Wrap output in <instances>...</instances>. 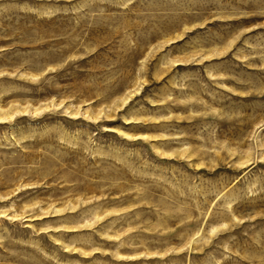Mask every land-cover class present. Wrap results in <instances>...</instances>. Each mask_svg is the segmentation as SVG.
<instances>
[{
    "label": "rangeland",
    "instance_id": "obj_1",
    "mask_svg": "<svg viewBox=\"0 0 264 264\" xmlns=\"http://www.w3.org/2000/svg\"><path fill=\"white\" fill-rule=\"evenodd\" d=\"M0 264H264V0H0Z\"/></svg>",
    "mask_w": 264,
    "mask_h": 264
}]
</instances>
